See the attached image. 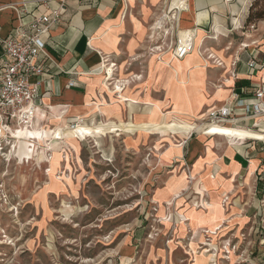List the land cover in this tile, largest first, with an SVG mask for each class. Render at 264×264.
<instances>
[{
	"label": "rangeland",
	"instance_id": "374dc122",
	"mask_svg": "<svg viewBox=\"0 0 264 264\" xmlns=\"http://www.w3.org/2000/svg\"><path fill=\"white\" fill-rule=\"evenodd\" d=\"M177 3L135 0L133 7L130 4L125 22H133L134 15L143 31L139 57L134 60L133 54L114 59L116 74L101 82V88L112 100L103 98L96 108L103 115L100 107L121 106L116 111L111 108L109 116L99 114L97 120L90 117L86 127L85 120L75 133L83 139L82 149L71 135H59L56 141L47 127L38 123L40 118L38 129L28 127L24 133H18L20 138L8 137L3 142L0 264H193L195 252L203 253L205 248L210 249L205 254L212 255L208 264H264V176L257 180L254 176V189L239 181L233 189L229 187L232 191L220 198L223 226L215 229L217 233L204 231L214 225L206 203L227 188L219 182L224 175L218 174L214 164H204L197 174L198 167H194L206 157L209 140L216 142L213 149L218 156L228 141L222 136L203 137L196 131L208 110L230 101L233 92L223 102L207 106L203 114H195L190 101L189 109L186 101L167 102L165 106L156 103L149 113L156 115L155 123L164 115L161 133L148 137L141 134L145 121H151L145 130L154 125L153 118L147 116V104L121 96L125 85H130L132 91L144 87L137 84L142 80L134 77L137 74L131 75L133 79L122 78L131 67L139 66L136 73L143 76L151 55L158 60L173 58V47L169 49L167 45L179 36V14L183 9L177 8ZM248 14L241 22L242 29L228 31L224 36L218 31V38H212L215 31L208 33L204 48L219 51L229 46L230 49L219 53L225 59L238 51L253 49L249 44L256 39L259 43L263 31L251 28V23L264 20V2L253 1ZM159 43L164 46L163 52L152 51ZM204 54L207 56L208 51ZM209 60L211 73L217 69L207 85L209 94L214 95L216 86L223 84V69L212 67L218 64L215 59ZM99 72L105 77L110 75L104 65ZM180 90L184 93L185 89ZM125 102L136 104L131 107ZM261 118L264 115L253 119L257 122ZM243 125L262 129L260 124ZM55 141L56 146L52 147ZM173 144L179 146V152ZM243 145L251 149L247 142ZM257 148L264 150V144ZM29 149L33 153L27 157ZM47 153L51 154L50 159ZM47 167L50 170L46 171ZM224 174L232 179L231 173ZM255 184L258 189L262 186V197L259 190L255 192ZM201 218L204 222L199 225L196 220Z\"/></svg>",
	"mask_w": 264,
	"mask_h": 264
},
{
	"label": "crops",
	"instance_id": "0c3cea01",
	"mask_svg": "<svg viewBox=\"0 0 264 264\" xmlns=\"http://www.w3.org/2000/svg\"><path fill=\"white\" fill-rule=\"evenodd\" d=\"M127 1L126 3L123 0H99L96 3H91L85 0H67L66 10L62 15L61 22L54 23L51 26L47 38L49 41L46 46L48 52V56L45 58L46 73L41 76L42 82L39 86L37 98L39 106L37 119L40 118L38 123H42V126L47 127L46 131L52 133L56 141H58L59 135L64 137L71 135L78 140L82 149L83 139L78 138L75 134L78 129H72L70 122L82 117L87 121L86 127L90 117L97 120L99 114L102 117H104L103 115L109 116L112 110L116 111L121 106L120 104L118 109H113L110 105L108 107L102 106L100 109L103 110V115L99 108H96L98 102H102L101 99H111L110 95L101 88L102 79L107 81V78L99 72L101 65L106 64L109 67L114 59H118L120 56L125 58L135 54L134 60L139 57L138 46L141 45L143 31L140 30V22L134 15L131 16L134 23L125 22L126 11L129 9L130 4L133 7L135 3V0ZM152 1L156 3L158 0ZM249 5L250 0H186V7L182 8L183 10L179 14V36H195L196 46L193 52L183 59L168 57L167 59L158 60L153 54L147 68L143 71V76L136 73L140 71L139 66L131 67L130 72L127 73L128 75H122V78L129 77L133 79L132 77L137 74L134 77L142 79L137 84L144 86L143 88L132 91L130 85H125L122 88L121 96L124 99L144 101L147 104V116L153 118L154 125L145 130V125L151 122L145 121L141 129L143 136L148 137L151 134L161 133L160 122L164 115H160L155 123L156 115H150L149 113L151 108L157 105L158 102L159 104L163 103L165 106L167 102L186 101L189 109L188 102L190 101L195 114H203L201 112L207 109V106L216 102H223L226 96L233 92L229 102L235 106L239 114H242L244 104L256 101L254 98L255 90L257 86L264 82V20L256 23L258 25L256 31L259 29L263 31L259 43H257V39L252 40L249 45L254 46V48L245 49V53L238 51L237 54L235 53L225 59L219 53L230 49L229 46L219 51H214L212 47L206 48V51L213 53L214 56H217L218 53V56L221 57L220 60H223L222 64L211 65L212 67L220 66L223 69L222 77H224L223 84L216 86L217 89L214 95L209 94L207 85L211 78H214L217 74L215 72L217 69H213L211 73L208 69L211 64L210 60L197 51L200 42L203 40L204 44L206 38H209L207 37L209 36L208 33L212 31L216 33L218 30L224 36L226 32L234 31V29H231L233 21L235 19H239L240 22L244 21L249 15ZM46 10L45 6H38L36 0H0V35L7 37L13 34L22 22L29 21L35 13ZM248 37H251V35H248ZM244 44L248 45L246 42ZM168 46H170V43ZM159 49L153 48V50ZM156 53L159 52L156 51ZM4 54L3 46L0 45V62ZM253 56L256 57L257 64L255 67H250L248 62ZM230 58L233 59L232 64H230ZM113 74H116L115 71ZM132 74L134 75L131 77ZM32 79L36 80V77ZM72 79L75 81V85L70 86L69 81ZM120 81L122 80L120 79ZM147 86H150L151 90ZM180 87L185 89L184 93L180 90ZM92 102L95 103L93 106H91ZM133 103L127 102L126 104L132 107ZM176 106L178 107V105ZM58 113H60L59 116ZM50 117L55 122H52ZM37 119L34 125L31 126L33 129L40 127ZM263 119L261 118L255 122V119L247 118L236 126L231 124L219 125L206 132L201 125L196 131L203 137L204 135L222 136L226 137L228 141L222 155L218 156L213 149L216 147V142L214 139L209 140L205 147L206 157L201 159L202 161L199 159L194 167V169L198 167L195 173L197 174L204 164H214L218 168V174L221 173L224 177V173H231L232 175V179L219 177V182L226 184L227 190H223L221 195H215L212 202L206 203V206L210 208V219L214 223L210 229L211 231L223 226L220 219H222L224 208L220 198L232 191L234 183L239 181L245 187L250 189L253 187L254 189V176H256V180L264 176V150L257 148L262 146V143L264 144ZM243 124H251L252 126L253 124H260L262 129H253ZM146 131H148L147 136ZM12 133L16 135L15 138H20L18 127H7V130H5L3 124L0 123V139L2 142L7 140L8 137H14ZM56 141L53 142L52 147L56 146ZM244 142H247L251 149L247 150V146L243 145ZM173 147L179 152V146L173 144ZM166 158H169V156H166ZM204 160L205 162H203ZM257 186L258 184H255V192L259 190V196L262 197V186L259 189ZM229 187H232V189H229ZM255 195L254 200L256 199ZM203 222L202 218L200 221L196 220L199 225H202ZM194 257L193 264H208L210 261V256H207L205 252H195Z\"/></svg>",
	"mask_w": 264,
	"mask_h": 264
},
{
	"label": "built area",
	"instance_id": "2783aa9c",
	"mask_svg": "<svg viewBox=\"0 0 264 264\" xmlns=\"http://www.w3.org/2000/svg\"><path fill=\"white\" fill-rule=\"evenodd\" d=\"M37 5H43L46 11L35 13L31 20L22 22L15 32L7 37L0 35V45L3 46L4 56L0 62V123L6 127L33 126L38 115V93L41 84V76L46 73V60L48 52L46 46L51 26L62 20V15L66 10L67 0H36ZM96 3L99 0H85ZM250 0V5L253 4ZM264 2V0H262ZM249 5V6H250ZM186 7V0H180L177 8ZM176 19L175 15H172ZM163 21V20H161ZM239 19L232 23V29H242ZM173 28V27H172ZM251 28H256V23H251ZM167 31V29H166ZM169 31V30H168ZM195 36L178 37L175 42H170L169 49L173 47V58L183 59L195 49ZM174 44V46H173ZM162 46V47H161ZM158 49L159 50H153ZM152 51L162 53L163 44L153 46ZM206 53V52H205ZM207 54V53H206ZM215 59L217 64L222 60L218 56ZM250 67H255L256 57L253 56L248 62ZM109 71V70H108ZM36 77V80L32 78ZM69 85H75L72 79ZM254 98L255 102L244 104V112L239 114L231 102H225L220 106L212 107L203 116L202 127L208 131L210 126H224L227 124L238 125L247 118H256L264 115V82L257 86ZM82 118H76L70 125H77ZM1 143V139H0ZM1 152V149H0ZM51 158V154L47 153ZM49 164V162H47ZM49 167L46 168L48 171Z\"/></svg>",
	"mask_w": 264,
	"mask_h": 264
},
{
	"label": "bare ground",
	"instance_id": "6f19581e",
	"mask_svg": "<svg viewBox=\"0 0 264 264\" xmlns=\"http://www.w3.org/2000/svg\"><path fill=\"white\" fill-rule=\"evenodd\" d=\"M178 1V3L177 4H179V2H180V0H177ZM219 32H218V30L216 31V34L214 35H212V38H218L219 37ZM207 37H210V36H207ZM197 51H198V53L199 54H201V55H204L205 56V58H207V59H209V57H207L204 53L205 52H207L206 51V49L205 48H203V40H202V42H200V44H199V46L197 47ZM213 56V57H212ZM211 57L212 58H214L215 56H214V54L213 53H211ZM222 64V63H221ZM116 65V63L115 62H112L111 63V65L108 67L106 64H104V66H107V68H108V70H109V73H110V75H109V77H106L107 79H112L113 78V73H114V66ZM99 80V79H98ZM98 80H96L97 82H98ZM109 84V83H108ZM184 84H186V82L184 83ZM187 85V84H186ZM186 85H185V87H186ZM187 89V88H186ZM187 91V90H186ZM189 92V91H188ZM161 104V103H160ZM54 112V111H53ZM59 114L60 113H58L57 115L59 116ZM79 118H82V117H79ZM83 119V121H78L77 122V125H75V126H72V125H70V127L72 128V129H75V128H77V129H79V128H82L83 127V124L85 123V119L84 118H82ZM3 127H4V129L5 130H7V127L3 124ZM29 126H20V127H18V130H19V132H21V131H25L27 128H28ZM157 130H159V129H157ZM159 132V131H158ZM15 134H16V132H15ZM14 133H12V135L15 137L16 135H15ZM71 143H74V144H76V146L79 148V146L77 145V143H76V141L74 140V139H72V138H70V139H68ZM4 141H6V140H4ZM3 141V142H4ZM3 142H1L0 143V149H1V152H2V150H3ZM34 149H36V148H34ZM26 150V149H25ZM3 153V152H2ZM32 153H33V149H29L28 150V156L27 157H30L31 155H32ZM50 170V169H49ZM171 202V201H170ZM216 206H217V204H216ZM221 207V206H220ZM221 210V209H220ZM217 212H218V210H216ZM217 214H219V213H217ZM191 215V214H190ZM220 215V214H219ZM218 215V216H219ZM217 216V217H218ZM220 223V222H219ZM220 228V227H219ZM219 228H217V230L219 229ZM205 232H209V233H217L215 230H205ZM203 244H205V245H209L210 243H206V242H204ZM207 251H210V249H208V248H205L204 249V251L203 252H207ZM212 258V255L210 256V259ZM199 259H201V258H199ZM205 260V259H204ZM204 260H202L203 262H204ZM201 261V262H202ZM206 261V260H205ZM202 262V263H203ZM200 264V263H199Z\"/></svg>",
	"mask_w": 264,
	"mask_h": 264
}]
</instances>
